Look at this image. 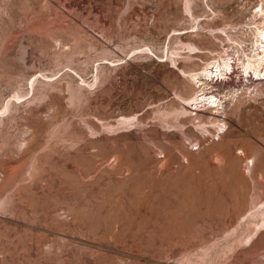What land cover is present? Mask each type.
<instances>
[{"label":"rangeland","instance_id":"obj_1","mask_svg":"<svg viewBox=\"0 0 264 264\" xmlns=\"http://www.w3.org/2000/svg\"><path fill=\"white\" fill-rule=\"evenodd\" d=\"M261 31L264 0H0V264H264Z\"/></svg>","mask_w":264,"mask_h":264},{"label":"bare ground","instance_id":"obj_2","mask_svg":"<svg viewBox=\"0 0 264 264\" xmlns=\"http://www.w3.org/2000/svg\"><path fill=\"white\" fill-rule=\"evenodd\" d=\"M258 34V33H257ZM258 37V36H257ZM259 38H264V31H261L259 32ZM259 50V49H258ZM261 54L259 55V52L256 54L257 55V58L252 62V63H248L246 64L247 65V68L246 69H249V68H253L255 74H257V76H259L261 74L260 72V68L262 67L261 65L264 63V49H262V51H260ZM216 66V72H217V75H226V71L229 69V68H234V65L230 62L227 61V59H225L222 63H219ZM261 66V67H260ZM249 67V68H248ZM213 69L212 68H206L205 69V72L203 74V76H211V74H213ZM202 74L199 76L200 79H199V82H201V80H203L201 77H202ZM207 78V77H206ZM221 78V77H220ZM214 80V79H213ZM205 84L206 85V81L205 82H201V85L202 84ZM204 85V86H205ZM208 85V84H207ZM204 89V88H203ZM196 100L198 102H202V101H208L210 103L211 106H213L214 108L215 107H219V105L221 104L220 103V99L217 97V95L213 94L211 96H207L205 95V92H203L202 94H200ZM196 105V103H194Z\"/></svg>","mask_w":264,"mask_h":264}]
</instances>
